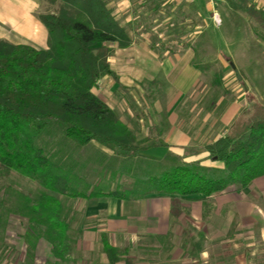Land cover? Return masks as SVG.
Instances as JSON below:
<instances>
[{
    "label": "crops",
    "instance_id": "obj_1",
    "mask_svg": "<svg viewBox=\"0 0 264 264\" xmlns=\"http://www.w3.org/2000/svg\"><path fill=\"white\" fill-rule=\"evenodd\" d=\"M190 1L169 0L165 9L152 0H110L132 45L114 46L110 63L116 78L104 76L92 92L119 115L144 149L130 160L96 143L78 147L77 154L66 153L58 162L73 172L76 185L116 189L133 181L131 166L145 171L147 166L177 164L223 167L207 148L229 132L249 101L245 93L226 104L210 142L212 129L206 120L177 114L202 79L192 47L181 48L185 40L173 35L175 27H190L189 19L180 24L174 20L179 10H191L189 4L180 6ZM45 2L0 0V40L48 50L49 33L39 19ZM209 6L206 2L205 9ZM244 6L264 11L255 4ZM148 25L151 30L143 29ZM251 28L252 42L243 49L250 53L247 63L264 66L257 55L264 50L260 27L253 22ZM142 82L149 85V103ZM64 204L63 227L68 236H77L70 264H264V176L246 189L233 186L211 197L151 194L123 200L99 195L66 197ZM106 241L116 256L107 250ZM46 264L66 262L52 259Z\"/></svg>",
    "mask_w": 264,
    "mask_h": 264
},
{
    "label": "trees",
    "instance_id": "obj_2",
    "mask_svg": "<svg viewBox=\"0 0 264 264\" xmlns=\"http://www.w3.org/2000/svg\"><path fill=\"white\" fill-rule=\"evenodd\" d=\"M45 1L59 5L56 13L39 16L49 33L48 50L0 40V169L7 175L16 173L60 196L123 200L151 194L211 197L233 186L246 189L264 176V106L250 100V108L229 132L207 148L222 168L177 164L147 166L145 171L143 166H131L133 181L116 189L96 192L99 186L76 185L73 172L63 170L43 146V135L51 126L78 147L96 143L126 160L144 149L119 115L92 92L104 76L116 78L110 63L114 46L128 48L132 41L110 0ZM247 12L264 28V11L249 6ZM224 76L218 74L216 87L223 86ZM53 197L45 203L47 212L36 210L30 221L47 226L46 240L59 260L71 246L58 219L62 205ZM105 244L116 256V250Z\"/></svg>",
    "mask_w": 264,
    "mask_h": 264
},
{
    "label": "rangeland",
    "instance_id": "obj_3",
    "mask_svg": "<svg viewBox=\"0 0 264 264\" xmlns=\"http://www.w3.org/2000/svg\"><path fill=\"white\" fill-rule=\"evenodd\" d=\"M152 1V5L160 3L165 9L169 8V0ZM206 2L210 6L205 9ZM244 2L243 0L181 2V7L189 4L191 10L188 13H181L179 10L178 15L174 17L177 24L189 19L190 27H175L173 35L185 40L186 43L181 48L185 49L190 44L195 52L193 61L202 70L200 85L186 97V106L177 114L206 120L207 127L212 129L211 138L210 134L207 138L208 142L217 134L219 117L228 102L245 93L249 104L244 107V111L250 108V100L259 104L264 102V66L252 67L247 63L250 53L243 50L252 42L250 31L253 22L256 28L260 27L259 32L262 35L264 28L249 16ZM58 6L45 2L42 14L56 13ZM152 23L154 26L159 24L158 22L155 24L154 21ZM149 27L148 25L143 29L151 30ZM153 29L156 30V27ZM260 38L262 40L264 36ZM257 55L260 56L259 62L264 63V50ZM220 72L225 75L223 86L216 87L215 82L218 81ZM139 85L145 91L142 94L144 99L146 98L149 103L150 91H146L148 83L142 82ZM140 98L143 99L141 95ZM130 100L134 103V98L131 97ZM135 106V110L141 111L138 105ZM197 124L200 126V123ZM43 146L47 152L55 155L57 160L62 159L66 153L78 152H75L78 146L67 140L57 126H51L49 134L43 135ZM106 190L108 189L100 186L95 191ZM82 192L85 193L84 189ZM51 196H54L55 202L62 205L61 208L68 205L64 204L65 196L52 194L37 182L16 173L7 175L0 169V264H46L47 261L55 259L51 252L52 245L46 240L47 226L38 221H30L36 210L47 212L45 203ZM63 211L62 209L60 211L61 216L58 218L60 221H65V218H62L65 215ZM76 238L77 236L67 235V243L71 250L59 259L66 264H70L72 260V246L76 243Z\"/></svg>",
    "mask_w": 264,
    "mask_h": 264
},
{
    "label": "built area",
    "instance_id": "obj_4",
    "mask_svg": "<svg viewBox=\"0 0 264 264\" xmlns=\"http://www.w3.org/2000/svg\"><path fill=\"white\" fill-rule=\"evenodd\" d=\"M251 4L262 6L264 8V0H248Z\"/></svg>",
    "mask_w": 264,
    "mask_h": 264
}]
</instances>
